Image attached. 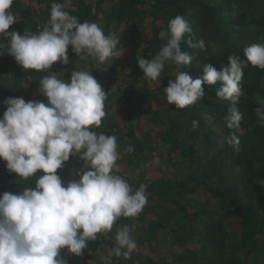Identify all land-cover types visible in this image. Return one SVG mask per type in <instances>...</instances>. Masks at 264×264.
I'll return each mask as SVG.
<instances>
[{
  "label": "clouds",
  "instance_id": "1",
  "mask_svg": "<svg viewBox=\"0 0 264 264\" xmlns=\"http://www.w3.org/2000/svg\"><path fill=\"white\" fill-rule=\"evenodd\" d=\"M13 4L14 0H0V56H11L25 73H40L37 92L46 100L19 96L3 101L0 161L23 187L18 193H0V264H69L66 257H82L90 242L102 238L111 240L112 246L99 255L100 264L129 260L138 244L132 228L119 221L141 215L148 204V185L134 188L120 174L118 138L97 131L107 115L108 93L93 72L52 71L56 64L70 63L69 47L81 60L110 64L124 54L121 39L114 32L105 33L96 22H81L72 14L73 0H52L47 21L36 31H9L19 21L11 11ZM192 33L183 15L169 19L167 28L158 32L164 42L159 51L150 59L137 55L138 67L151 86L161 85L167 63L175 65L174 79L161 93L177 109L204 98V84L218 85L215 96L229 103L224 122L231 134L225 139L239 152L244 68L250 63L264 70V37L244 48L246 59L229 55L228 65L220 70L205 64L193 79L180 69L190 66L207 46ZM182 43L195 51H183ZM259 104L254 112L257 124L264 126V100ZM198 127L199 121L192 120L190 130ZM133 150L127 147L128 153ZM70 158L82 166L73 169V179L65 182L58 170L65 169Z\"/></svg>",
  "mask_w": 264,
  "mask_h": 264
},
{
  "label": "rangeland",
  "instance_id": "2",
  "mask_svg": "<svg viewBox=\"0 0 264 264\" xmlns=\"http://www.w3.org/2000/svg\"><path fill=\"white\" fill-rule=\"evenodd\" d=\"M83 1L92 11V22L100 25L105 33L114 32L120 37L124 54L122 50L120 58H113L110 64L103 65L72 59L66 66L54 65L52 71L93 72L108 93L107 115L100 131L118 138L121 158L117 163L120 174L134 188L141 183L148 185V204L141 215L136 219L126 221L122 218L119 221L132 228L138 244V251L133 253L131 259L120 260L126 264H187L182 259L188 260V264H232V258L242 254L241 221L236 216H225L218 200L198 183L207 171L208 159L225 147L226 134L221 123L215 121L213 114L202 113V121L196 129L199 143L194 151L170 153L169 147L162 144L166 120L178 109L169 105L162 93L158 95L156 90L168 85V80L174 79L177 69L171 62L167 63L161 85L157 82L149 86L137 64V55L150 59L155 54L153 38L158 31L166 29V23L154 21L148 15L134 17L130 22H120L114 13L119 0ZM22 2L35 11L39 9L38 5L28 0ZM235 41L237 39L232 40ZM180 70L189 71L186 66ZM242 126L240 134H244ZM201 143H205L206 148ZM128 146L133 147V152H127ZM239 178L240 174H235L232 181H239ZM182 182L187 184L189 191L183 188L170 191ZM4 192L18 193L19 190L9 183ZM210 218L220 223L218 229L208 224ZM204 231L208 238H205ZM108 250L106 246L90 253L86 257V264H100L99 255L107 254ZM195 255L194 261L191 256Z\"/></svg>",
  "mask_w": 264,
  "mask_h": 264
},
{
  "label": "trees",
  "instance_id": "3",
  "mask_svg": "<svg viewBox=\"0 0 264 264\" xmlns=\"http://www.w3.org/2000/svg\"><path fill=\"white\" fill-rule=\"evenodd\" d=\"M28 2L35 3L39 9L35 11L22 0H14L11 11L18 16L19 21L10 26L9 31L17 30L21 34L28 28L36 31L47 21L52 0H28ZM114 13L120 22H130L134 17L148 15L154 21L165 22L166 28L169 19L177 14L183 15L193 28L192 35L197 40L203 39L207 46L206 51H202L201 54L199 52L197 59L190 66H186L193 79L202 74L205 64H212L220 70L222 65H228L229 55L246 59L244 48L259 42L264 37V0H119ZM72 14L81 22L84 20L92 22V11L83 0H73ZM187 39L186 36L185 40ZM233 39L237 41L232 42ZM153 43L155 44L153 51L156 53L164 42L159 40L156 34ZM181 48L183 51H195L189 49L186 43H182ZM69 59H77L72 51L69 53ZM87 61L94 62L90 59ZM40 75V73H25L7 54L0 56V117L5 110L3 101L8 97L22 96L26 101L46 100L37 92ZM27 82L29 84H26ZM167 86L164 85L161 90H156L157 94L163 92V88ZM203 87L204 98L190 107L178 109L176 114L167 116L166 133L162 144L163 147H169L170 153L178 150L194 151L199 143L197 142L199 136L196 130H190L191 122L197 120L200 123L202 113L213 114L215 121L221 123L226 137L231 134L224 122L229 103L215 96L218 85L204 84ZM241 87L244 95L238 107L244 113L242 121L244 134L237 132L241 140L240 151L235 152L225 142V147L208 159L207 171L198 183L209 195L218 200L225 216H236L241 221L242 254L232 258V264H264V126L257 124L254 112V109L260 106L259 101L264 100V70L253 68L249 63V66L244 68ZM173 106L176 108L175 105ZM103 127L104 122L97 131ZM0 163V193H3L9 183L16 185L20 191L23 185L18 183V176L10 174L4 162L0 161ZM66 164L65 169L58 170V174L65 182L73 179L70 170L81 167L82 162L70 158ZM235 174H240L239 181H232ZM181 188L189 191L187 184L183 182L170 191ZM181 209L186 212L183 206ZM121 223L125 222L121 221ZM208 224L214 229L220 226L214 218H210ZM203 234L208 238L206 231ZM106 246L110 249L112 242L102 238L100 241L90 242L82 257L66 258L69 264H86V257H89L90 253ZM196 255L191 256V259L195 261ZM181 261L187 264L189 262L184 259ZM119 264L126 262L119 260Z\"/></svg>",
  "mask_w": 264,
  "mask_h": 264
}]
</instances>
